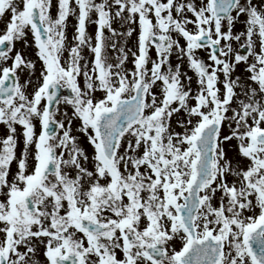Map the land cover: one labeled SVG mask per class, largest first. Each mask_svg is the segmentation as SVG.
<instances>
[{
	"label": "snow or ice",
	"instance_id": "6c2138e0",
	"mask_svg": "<svg viewBox=\"0 0 264 264\" xmlns=\"http://www.w3.org/2000/svg\"><path fill=\"white\" fill-rule=\"evenodd\" d=\"M0 264H264V0H0Z\"/></svg>",
	"mask_w": 264,
	"mask_h": 264
},
{
	"label": "flooded vegetation",
	"instance_id": "af4514ba",
	"mask_svg": "<svg viewBox=\"0 0 264 264\" xmlns=\"http://www.w3.org/2000/svg\"><path fill=\"white\" fill-rule=\"evenodd\" d=\"M72 21L70 20V23H71ZM69 33H71V28L69 29Z\"/></svg>",
	"mask_w": 264,
	"mask_h": 264
},
{
	"label": "rangeland",
	"instance_id": "374dc122",
	"mask_svg": "<svg viewBox=\"0 0 264 264\" xmlns=\"http://www.w3.org/2000/svg\"><path fill=\"white\" fill-rule=\"evenodd\" d=\"M72 23V22H71ZM69 35H71V33H69Z\"/></svg>",
	"mask_w": 264,
	"mask_h": 264
}]
</instances>
